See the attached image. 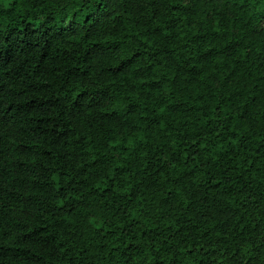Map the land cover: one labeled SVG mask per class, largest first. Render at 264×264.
I'll use <instances>...</instances> for the list:
<instances>
[{
	"label": "trees",
	"instance_id": "trees-1",
	"mask_svg": "<svg viewBox=\"0 0 264 264\" xmlns=\"http://www.w3.org/2000/svg\"><path fill=\"white\" fill-rule=\"evenodd\" d=\"M0 264H264V0H0Z\"/></svg>",
	"mask_w": 264,
	"mask_h": 264
}]
</instances>
